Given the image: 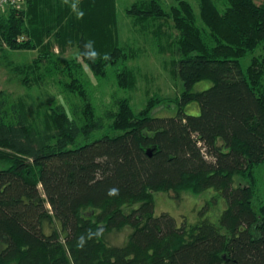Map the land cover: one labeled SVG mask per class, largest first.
Returning <instances> with one entry per match:
<instances>
[{
    "label": "trees",
    "instance_id": "trees-1",
    "mask_svg": "<svg viewBox=\"0 0 264 264\" xmlns=\"http://www.w3.org/2000/svg\"><path fill=\"white\" fill-rule=\"evenodd\" d=\"M80 1L81 19L72 7L60 10L52 46L38 48L28 37L35 0L0 18V49L38 50L30 66L36 72L29 68L23 84L31 74L43 79L37 69L45 64L46 77L63 74L64 87L83 102L77 117L54 102L35 116L0 91V264H264V204H254L256 170L264 165V3L174 0L165 8L163 0H140L127 9L134 26L177 56L170 73L184 91L151 97L140 111L119 98L117 110L101 118L82 74L104 80L110 67L123 65L115 70L118 86L133 90L137 79L127 64L136 54L115 37L112 0ZM55 46L59 54L80 51L59 65ZM258 49L263 54L244 71L241 60ZM201 82L211 86L193 91ZM195 103L200 114L188 115ZM164 106L176 113L152 114ZM236 178L243 185L235 187ZM208 189L227 202L219 224L179 227L169 214H155V194ZM125 228L132 230L126 242L111 245L108 236Z\"/></svg>",
    "mask_w": 264,
    "mask_h": 264
},
{
    "label": "rangeland",
    "instance_id": "rangeland-1",
    "mask_svg": "<svg viewBox=\"0 0 264 264\" xmlns=\"http://www.w3.org/2000/svg\"><path fill=\"white\" fill-rule=\"evenodd\" d=\"M25 9L29 3L26 0ZM58 0H35L36 14L28 16L26 19V27L28 29V37L32 43L41 48L48 42L51 46L56 43V33L60 30L58 17L62 12V7L55 6ZM60 1V0H59ZM109 8L113 7L117 14V26L119 30V45L126 49V52L136 54L135 59L128 62L127 66L131 69L137 79V85L133 90L121 89L118 86L115 70L122 68L123 65L110 67L108 76L104 80L94 77L89 70L85 69L81 78L88 82L89 99L94 107L98 117L105 118L106 111H116L115 100L126 98L130 100L135 111L143 109L149 98L161 96L164 98L175 99L184 91L183 82L179 77H173L170 73L172 65L170 61L177 58L172 52L160 50L154 39L147 32L141 31L140 26H134L133 18L127 15V9H131L140 0H112ZM192 1V0H191ZM256 4H263L264 0H254ZM60 5L65 6L69 3L67 0H61ZM193 2V1H192ZM174 0H163L165 8L173 5ZM58 5V4H57ZM24 9V10H25ZM197 14H199L198 6L195 4ZM149 32L153 30L148 27ZM167 32H174L172 27L166 28ZM175 33V32H174ZM59 48V44H56ZM55 46L53 53L58 56L59 65H63L65 61L71 60L79 54L78 46L71 48L65 54H59L60 49ZM38 50H11L3 46L0 49V91L10 94V103L16 104L18 101H24L29 111L36 116L38 110H46L50 102L57 105L65 106L67 111L73 115L74 108L77 113L81 111L83 102L80 98L67 91L64 82H68L63 74H55L52 77H46L45 64L37 69V77L43 79L36 80V74H31L29 86L23 84L25 72L30 68L31 72L35 68H31V64L38 56ZM263 52L258 49L253 55H248L241 60L243 70L249 67L254 56H260ZM40 80V81H39ZM211 86L210 82H201L195 85L193 91H203ZM75 113V117H77ZM176 113L174 107H159L153 111V115L157 117H169ZM188 115H199L200 109L198 104H191L187 107ZM80 116V115H79ZM106 130L94 133L88 141L98 139ZM82 143H86L83 138ZM258 176V187L255 206L264 204V165L256 170ZM243 185L239 178L235 179V187ZM227 208V202L222 194L215 189H208L200 195L183 194L182 196H170L166 193L155 194V214L157 216L167 213L172 216L177 225L180 227L184 224L187 226L195 225L202 220H210L215 224H219L220 218ZM130 208L125 207L124 212L129 213ZM132 230L125 228L121 232H114L107 238L111 245L122 246Z\"/></svg>",
    "mask_w": 264,
    "mask_h": 264
},
{
    "label": "built area",
    "instance_id": "built-area-1",
    "mask_svg": "<svg viewBox=\"0 0 264 264\" xmlns=\"http://www.w3.org/2000/svg\"><path fill=\"white\" fill-rule=\"evenodd\" d=\"M26 2V0H0V18L10 11H23Z\"/></svg>",
    "mask_w": 264,
    "mask_h": 264
},
{
    "label": "crops",
    "instance_id": "crops-1",
    "mask_svg": "<svg viewBox=\"0 0 264 264\" xmlns=\"http://www.w3.org/2000/svg\"><path fill=\"white\" fill-rule=\"evenodd\" d=\"M60 1L58 0L57 2H55V6L64 8L63 5H60V3H62ZM67 1H69L70 4L69 5L67 4L65 6V8L66 7H72L73 14L76 15L75 17L78 18V19H81L83 17V15H82V10L83 9L81 8L82 7V2L80 0H75V1L74 0H67ZM258 5H261V4H258ZM63 13H66V11H63ZM111 28H112V26H111ZM118 33H119L118 26H116V28L114 29V34H115V37L117 38V36H118V39H119V34ZM92 36L98 38L101 35L97 34V35H92Z\"/></svg>",
    "mask_w": 264,
    "mask_h": 264
},
{
    "label": "clouds",
    "instance_id": "clouds-1",
    "mask_svg": "<svg viewBox=\"0 0 264 264\" xmlns=\"http://www.w3.org/2000/svg\"><path fill=\"white\" fill-rule=\"evenodd\" d=\"M115 191H116L115 189L111 190V192H115Z\"/></svg>",
    "mask_w": 264,
    "mask_h": 264
}]
</instances>
